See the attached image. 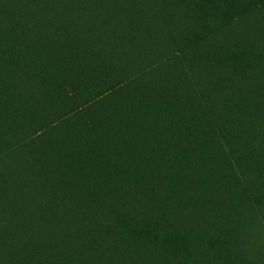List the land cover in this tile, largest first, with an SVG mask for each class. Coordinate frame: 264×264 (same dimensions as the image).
Instances as JSON below:
<instances>
[{
	"label": "trees",
	"instance_id": "obj_1",
	"mask_svg": "<svg viewBox=\"0 0 264 264\" xmlns=\"http://www.w3.org/2000/svg\"><path fill=\"white\" fill-rule=\"evenodd\" d=\"M263 176L264 0H0V264H228Z\"/></svg>",
	"mask_w": 264,
	"mask_h": 264
},
{
	"label": "rangeland",
	"instance_id": "obj_2",
	"mask_svg": "<svg viewBox=\"0 0 264 264\" xmlns=\"http://www.w3.org/2000/svg\"><path fill=\"white\" fill-rule=\"evenodd\" d=\"M226 220L229 238L224 253L228 264H254L251 260L255 257H264V176L256 190L245 191L229 204ZM230 240L241 244L242 251L228 248Z\"/></svg>",
	"mask_w": 264,
	"mask_h": 264
}]
</instances>
